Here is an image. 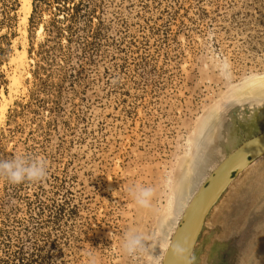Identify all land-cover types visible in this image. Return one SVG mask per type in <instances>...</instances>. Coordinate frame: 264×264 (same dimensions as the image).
I'll list each match as a JSON object with an SVG mask.
<instances>
[{
	"label": "rangeland",
	"instance_id": "1",
	"mask_svg": "<svg viewBox=\"0 0 264 264\" xmlns=\"http://www.w3.org/2000/svg\"><path fill=\"white\" fill-rule=\"evenodd\" d=\"M85 2L68 20L43 0L25 23L22 0H0V158L49 165L40 182L0 180V264H149L122 254L123 234L142 232L158 257L220 164L264 133L260 89L244 93L264 79V0ZM138 185L154 189L151 209L134 203ZM191 264H264V154L212 208Z\"/></svg>",
	"mask_w": 264,
	"mask_h": 264
},
{
	"label": "water",
	"instance_id": "2",
	"mask_svg": "<svg viewBox=\"0 0 264 264\" xmlns=\"http://www.w3.org/2000/svg\"><path fill=\"white\" fill-rule=\"evenodd\" d=\"M264 154V133L248 140L215 170L190 203L163 264H189L206 217L234 179ZM179 248V251H174Z\"/></svg>",
	"mask_w": 264,
	"mask_h": 264
},
{
	"label": "clouds",
	"instance_id": "3",
	"mask_svg": "<svg viewBox=\"0 0 264 264\" xmlns=\"http://www.w3.org/2000/svg\"><path fill=\"white\" fill-rule=\"evenodd\" d=\"M228 67L229 65L225 62L223 68ZM48 170V162L43 158H29L26 155L0 158V180L11 184L40 182L47 177ZM130 194L136 206L141 209H151L155 195L152 187L134 186L130 189ZM155 247L154 240H150L148 236L136 229H129L122 236V254L130 258L151 255L149 264H159V258L153 254ZM174 251H179V248ZM87 255L91 256L92 254L87 253Z\"/></svg>",
	"mask_w": 264,
	"mask_h": 264
},
{
	"label": "bare ground",
	"instance_id": "4",
	"mask_svg": "<svg viewBox=\"0 0 264 264\" xmlns=\"http://www.w3.org/2000/svg\"><path fill=\"white\" fill-rule=\"evenodd\" d=\"M21 9H22V11H24V17H23V22H27L28 20H29V17L31 16V14H32V11H33V0H22V7H21ZM21 11V10H20ZM24 23V24H25ZM22 24V23H21ZM24 28V27H23ZM23 31V30H22ZM28 30L27 29H25L24 30V33L27 35V32ZM21 34H22V32H21ZM24 34V35H25ZM22 37V36H21ZM20 37V38H21ZM24 38V37H23ZM26 38V37H25ZM25 38H24V40H25ZM27 40V39H26ZM26 42V41H25ZM23 46H24V43H23ZM26 59H27V49H25V48H23V50H18L17 49V51H16V55L12 58V60H11V62L15 65V67H16V69L14 70V74H12V75H9V76H12L10 79H11V83H10V85H11V88L10 89H18L17 87H19L20 86V82H21V80H23L22 78L20 79V77H21V73L23 72V70L25 69V66H27L26 65ZM28 60V59H27ZM11 63V64H12ZM28 64V63H27ZM13 65V66H14ZM27 71V70H26ZM20 73V74H19ZM27 73V72H26ZM25 73V74H26ZM23 75V74H22ZM257 84H260L261 85V87L260 88H257V89H255L254 88V85H257ZM246 86V90H244V93H248V94H250V95H253V97L254 98H256V100H257V97L255 96V95H258V93L256 92V93H252V91H254V90H259L258 92H259V94H261V96L262 97H260V98H263V100L262 101H264V79H262V80H255V81H252V82H249L247 85H245ZM244 86V87H245ZM4 91V90H3ZM14 91V90H13ZM12 90H11V92H13ZM237 91H238V89H237ZM1 93V92H0ZM243 96H244V94H243ZM6 97L7 96H5V93L3 92L1 95H0V119L2 118V117H4V115H6L5 114V107H1V105L3 104H1V99L3 98V99H5L6 100ZM241 97V96H240ZM235 99V98H234ZM4 106H7V103H6V105H4ZM5 118H6V116H5ZM213 134V133H212ZM217 137V136H216ZM212 138H214L213 136H212ZM218 138V137H217ZM213 140V141H212ZM214 141H216V140H214V139H211L210 138V141H208V142H206V144H207V149H206V151H205V153L203 154V155H201L200 156V158H199V160H198V163H197V166H196V174L197 173H200V172H202V171H204V169L206 168V166H207V164L210 162V161H212V160H214L213 158L215 157V156H213V148H215V143H214ZM218 141H219V138H218ZM221 141V140H220ZM218 143V142H217ZM217 147V146H216ZM210 150H211V152H210ZM251 164V163H250ZM249 166V165H248ZM247 166V167H248ZM195 180V178H192V182ZM232 183V182H231ZM230 183V184H231ZM230 186V185H229ZM228 186V187H229ZM186 198H188V196H185V195H183L182 197H180V200H177L176 202L177 203H175V205L177 204L178 206L176 207V210H177V212H178V216L180 217L181 215H182V213H183V211H184V208H185V206L183 205L184 204V199H186ZM179 199V198H178ZM183 201V202H182ZM174 206V205H173ZM175 209H174V211H176ZM212 210V209H211ZM187 211V210H186ZM211 212V211H210ZM209 212V213H210ZM186 213V212H185ZM175 214V213H174ZM184 215V214H183ZM209 215V214H208ZM163 216V215H162ZM164 217H166V216H164ZM164 217H163V219H164ZM208 217V216H207ZM206 217V218H207ZM160 218V217H159ZM175 218V217H174ZM184 218V217H183ZM182 218V219H183ZM162 219V220H163ZM167 220V219H166ZM175 221H176V219H174ZM206 221V220H205ZM162 222V221H161ZM171 222H173V221H170V223ZM166 224V223H165ZM169 225V224H168ZM159 227V226H158ZM171 227V226H170ZM173 227V226H172ZM171 227V228H172ZM179 227V226H178ZM160 228V227H159ZM178 229V228H177ZM158 230V229H157ZM160 230V229H159ZM166 231V230H165ZM177 231V230H176ZM159 232V231H158ZM170 232V231H169ZM169 232H167V233H169ZM162 233V232H161ZM166 233V232H165ZM176 233V232H175ZM201 234V233H200ZM175 235V234H174ZM165 236V235H164ZM174 237V236H173ZM163 238V237H162ZM165 238V237H164ZM168 238V237H167ZM163 240V239H162ZM172 241H173V239H172ZM172 241H166V238L164 239V241L161 243V247H160V251L158 250L157 252H159L160 254H158V258H160V256L162 255V257L163 256H165L166 257V254H167V252H166V254H165V251L168 249H170V247H171V245H172ZM171 242V243H170ZM160 243V242H159ZM214 244V243H213ZM195 246H196V244H195ZM195 246H194V248H195ZM156 247H157V245H156ZM156 247H155V249H156ZM154 252H155V250H154ZM193 252H194V249L192 250V252H191V255H190V263L189 264H191V256H192V254H193ZM154 254H156V253H154ZM165 257H164V259H165ZM151 258V257H150ZM204 259V258H203ZM207 259V258H206ZM197 261V260H196ZM195 261V262H196ZM163 263H164V260H163ZM162 263V264H163ZM159 264H161V263H159Z\"/></svg>",
	"mask_w": 264,
	"mask_h": 264
},
{
	"label": "trees",
	"instance_id": "5",
	"mask_svg": "<svg viewBox=\"0 0 264 264\" xmlns=\"http://www.w3.org/2000/svg\"><path fill=\"white\" fill-rule=\"evenodd\" d=\"M43 0H34V12H37L38 9V3H40ZM59 3L61 1L62 5L60 6V10L63 11H70V14H66V18H68V20H74L80 13V11L84 8V7H88L89 4H87L85 2V0H58ZM71 3V4H70ZM65 18V16H64Z\"/></svg>",
	"mask_w": 264,
	"mask_h": 264
}]
</instances>
